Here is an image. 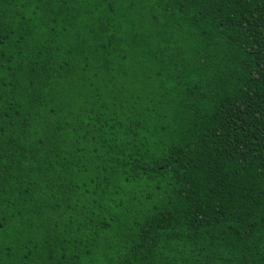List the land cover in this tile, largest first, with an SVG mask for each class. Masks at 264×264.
Returning <instances> with one entry per match:
<instances>
[{
    "label": "trees",
    "instance_id": "16d2710c",
    "mask_svg": "<svg viewBox=\"0 0 264 264\" xmlns=\"http://www.w3.org/2000/svg\"><path fill=\"white\" fill-rule=\"evenodd\" d=\"M0 264H264V0H0Z\"/></svg>",
    "mask_w": 264,
    "mask_h": 264
}]
</instances>
